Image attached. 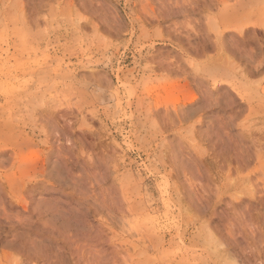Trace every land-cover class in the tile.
Wrapping results in <instances>:
<instances>
[{"label": "rangeland", "instance_id": "rangeland-1", "mask_svg": "<svg viewBox=\"0 0 264 264\" xmlns=\"http://www.w3.org/2000/svg\"><path fill=\"white\" fill-rule=\"evenodd\" d=\"M232 260L264 264V0H0V264Z\"/></svg>", "mask_w": 264, "mask_h": 264}, {"label": "bare ground", "instance_id": "bare-ground-1", "mask_svg": "<svg viewBox=\"0 0 264 264\" xmlns=\"http://www.w3.org/2000/svg\"><path fill=\"white\" fill-rule=\"evenodd\" d=\"M230 258V257H229ZM231 264V263H230ZM232 264H235V262L232 260Z\"/></svg>", "mask_w": 264, "mask_h": 264}]
</instances>
